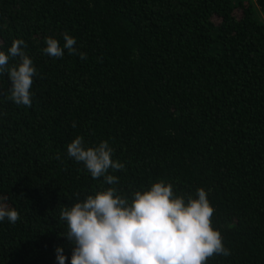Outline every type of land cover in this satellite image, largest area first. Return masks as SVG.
<instances>
[{
    "label": "trees",
    "instance_id": "1",
    "mask_svg": "<svg viewBox=\"0 0 264 264\" xmlns=\"http://www.w3.org/2000/svg\"><path fill=\"white\" fill-rule=\"evenodd\" d=\"M64 33L77 53L46 55ZM16 39L37 75L31 107L0 75V197L20 217L0 264H56L58 246L70 264L61 208L112 187L68 155L77 136L109 142L122 195L204 188L231 251L207 264H264V0H0V50Z\"/></svg>",
    "mask_w": 264,
    "mask_h": 264
},
{
    "label": "clouds",
    "instance_id": "2",
    "mask_svg": "<svg viewBox=\"0 0 264 264\" xmlns=\"http://www.w3.org/2000/svg\"><path fill=\"white\" fill-rule=\"evenodd\" d=\"M63 40L61 46L56 38L46 37L42 51L54 58L63 57L65 50L75 55L76 39L64 33ZM25 47L23 39H16L7 52L0 50V75L7 73L11 79L9 98L31 107L37 69ZM79 55L86 59L84 53ZM67 153L93 179L102 177L112 186L61 208L60 220L66 226L62 235L73 244L70 264H207L214 255L231 254L212 224L214 208L204 188L194 195H178L171 183L160 180L122 195L115 187L119 177L111 172L124 170L125 164L113 159L107 140L87 145L83 136H77ZM19 218V212L0 197V222L15 224ZM55 251L56 264H69L63 246Z\"/></svg>",
    "mask_w": 264,
    "mask_h": 264
}]
</instances>
